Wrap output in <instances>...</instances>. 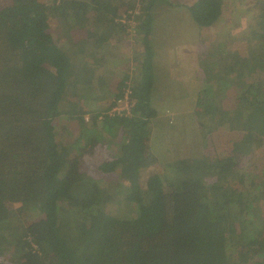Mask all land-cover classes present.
<instances>
[{"label": "trees", "instance_id": "obj_1", "mask_svg": "<svg viewBox=\"0 0 264 264\" xmlns=\"http://www.w3.org/2000/svg\"><path fill=\"white\" fill-rule=\"evenodd\" d=\"M132 1L12 0L0 8V264H264V176L244 169L259 147L247 136L264 134L263 8L255 10L256 44L242 63L231 54L230 64L199 60L201 88L191 113L175 61L167 62L168 49L155 50L153 10L163 3L177 8L199 32L232 15L224 0H136L140 11L133 16ZM122 18L134 21L129 26L142 38V58L109 86L118 92L100 108L95 90L110 65L122 61L113 43L131 37ZM53 21L62 25L55 35L61 43ZM217 64L221 74H212ZM250 74L260 80L250 83ZM228 87L236 94L227 109L216 98L226 97ZM68 90L74 96L67 100ZM125 97L134 102L129 116L114 109ZM159 99L183 105L178 113L175 102L177 113L160 117ZM230 111L239 129L220 141L225 153L211 159L187 142V128L191 135L198 127L227 132L217 123ZM63 119L79 129L69 142L58 131ZM124 122L130 136L118 142ZM110 145L116 153L105 152ZM170 155L167 167L160 156ZM111 178L122 186L116 201L104 194Z\"/></svg>", "mask_w": 264, "mask_h": 264}, {"label": "rangeland", "instance_id": "obj_2", "mask_svg": "<svg viewBox=\"0 0 264 264\" xmlns=\"http://www.w3.org/2000/svg\"><path fill=\"white\" fill-rule=\"evenodd\" d=\"M187 2V0H184ZM13 4L12 0H0V8H4L7 6H10ZM224 4L226 6L225 14L232 15L233 19L228 20L227 22L221 23L218 27H212L210 29H203L200 32L198 31L197 28H195L192 24H190L189 17L187 13H182L180 12L179 9L177 8H172L166 6L164 3L160 4L157 6L153 11L154 14L156 15V19L159 21L157 22L158 26V33L155 37L154 40V46L156 52L159 53L162 50H167L166 56L167 62L171 63L175 61V68H178L180 70V76H178V81L183 84H187L188 89H186L187 93L191 94L189 96L188 101L193 102V106L191 105L189 108V112L193 113L195 110L194 108L196 107V102L197 98L196 95L193 93L197 92L200 90V80L197 79L196 77V67L198 66L199 60L203 62V60L209 61H216V63L220 60L223 59L227 64H230V59H228V54L233 55H239L238 56V61L242 63L245 58H247L245 55L247 54L248 50L253 49V46H255L256 42L254 40V35L259 31L257 28V22L258 20L256 19V11L261 12L262 8L264 11V0H224ZM131 5V2L128 3V6ZM228 5V6H227ZM132 6H135L133 11V16L137 15L140 11V5H138L136 0L132 1ZM172 8V9H171ZM172 10V13L169 11ZM169 12V13H167ZM132 12L129 11L128 14H131ZM167 13V14H165ZM262 13V12H261ZM165 17L168 18V22L165 24H162L160 22L161 20H164ZM120 21L125 24L127 27L126 33H129L131 37L129 38H122L120 41V44L114 45V48L112 49L113 52L118 53V58L121 59L122 61L118 63V65L115 67L113 64L110 65V73L105 77L103 80V83L101 86L96 89V105L100 106V108H105L107 105H110L112 100L114 99V93H116L117 90L113 89L110 85L113 83L119 82L121 79L123 72L131 67V71H133V66L136 65V62H139L138 59H141V55H139L140 52H142V45L141 41L142 38H134L132 34L133 32V27L132 25L134 24V21L131 19H125L122 18ZM132 23L131 26L129 24ZM252 25V26H251ZM174 26H178L177 28L181 27L180 30L176 31L173 30ZM53 28L54 36L59 35L60 29L62 25L59 26L57 21H53L51 23V26ZM251 29H253V32L251 34ZM63 34V32H62ZM57 41L59 43L62 42L63 39H60L55 36ZM82 40V39H80ZM78 40V41H80ZM222 45V46H221ZM209 46H213L214 49L210 51ZM110 48V46L108 45ZM78 49V45H77ZM79 48L78 50H81ZM220 49H224L227 54L222 55V51ZM246 52V53H245ZM257 53V51H255ZM158 53V54H159ZM200 54V55H198ZM203 54V55H202ZM213 57H209L211 55ZM192 56V57H191ZM138 58V59H137ZM191 59V60H189ZM138 60V61H137ZM171 65V66H172ZM170 68V66H169ZM220 67L217 66L214 68V73L212 74H217L220 73L222 70L219 69ZM241 68V65H240ZM242 69V68H241ZM216 70H221V71H216ZM221 74V73H220ZM176 75L173 73V71L170 73L168 80H170L171 83L175 82V77ZM250 83L260 80L259 75L255 76L254 74L249 75ZM174 78V79H173ZM246 80L248 78H245ZM244 78L241 80L243 82ZM245 80V81H246ZM115 85V84H114ZM113 85V87H114ZM182 85V88H183ZM173 86V85H172ZM238 86L240 88V83H238ZM177 85H174V88H176ZM197 88V89H196ZM196 90V91H195ZM127 93L128 89L126 90ZM227 94L226 97L224 94H220L219 98L217 99V102L220 103V105H224L225 108H230L232 104L234 103L232 96H234L236 93L235 91L233 94H231L232 90L228 87L226 88ZM112 92V93H111ZM118 92V91H117ZM175 92V95L177 94L176 90H171V96L173 97V94ZM229 92V95H228ZM196 94V93H195ZM161 95H164V93L161 91ZM74 96L72 91L68 90L65 98L68 100L70 97ZM161 100V101H160ZM160 102L154 101L156 108L159 112L160 117H165L164 115L170 116L171 114H176L174 112L173 104L175 102L176 107H180L183 105V102L180 100L177 101H172L168 104H166L163 99H159ZM119 105L120 107L114 108L117 112L119 111H126L125 116L130 115V108L134 104L132 99H128L125 97V102L119 100ZM186 105V104H185ZM198 105V104H197ZM221 106V107H222ZM181 108L178 109V113L180 112ZM231 110H234L233 107H231ZM113 113V108L109 110L107 113L108 115H112ZM128 113V115H127ZM190 113V114H191ZM243 113V112H242ZM231 111L229 115L226 117L227 120H224L225 123H220V121L217 123L218 127H229V130L227 132L225 131H220V129L217 131L209 130V129H201L200 127L196 128L193 132V135H191L190 129L187 128L186 131V139L188 143L193 142L192 145L197 146L201 148V154L204 155L206 154L209 158L211 159H216L217 154L221 152V149L223 145L220 144L221 140H227V136L230 135L229 133H233V131H238L236 129V121H234V113ZM87 120L89 116L85 117ZM178 121L181 123V121L178 119ZM123 124L126 125V127H119L116 129L115 135L119 136L117 137V141L121 142L122 140H128L130 136V127L127 126V124L124 122ZM155 126L162 128L159 123L156 124ZM244 126L243 124L240 125L239 127ZM180 128V127H179ZM78 127L73 121H67V120H60L59 125H58V131L60 134V137L62 136L63 139L66 142H69L73 139L72 135L74 133H77ZM195 135V136H194ZM212 136L213 139H212ZM231 136V135H230ZM255 139H258L254 144L258 145L259 147L251 154H248L246 157L247 163L244 164V169L246 172H248V176H255V178L260 179L264 176V134H260L258 136V133L256 131H253V133H250L247 136L248 141H254ZM262 139V142L260 141ZM176 141V139H175ZM166 145V143H165ZM174 145V143L172 144ZM170 145V146H172ZM112 152L116 153L117 148L113 147L112 145L108 146V149L105 150V152ZM183 151V150H182ZM227 151L226 148L222 149V153H225ZM104 152V151H103ZM159 153H162L161 150H158ZM177 150H174L173 153H176ZM96 156H98L96 154ZM108 155H103L101 154L99 159H105ZM160 162L164 164L165 166H170L172 159L171 155L170 156H160ZM249 166H252V170L249 169ZM88 166L85 164V168ZM89 169V167H88ZM160 170H164L163 168H160ZM251 176V177H252ZM259 177V178H258ZM104 183V182H103ZM102 185V184H101ZM103 186V185H102ZM121 188L122 186H117V181L114 178L108 179V184L106 186V189H104V194L105 197L110 198L114 201L116 195H114L116 189ZM109 203V202H108ZM120 203V202H119ZM124 208L123 206H121ZM19 208L18 205L13 206V210L17 211ZM18 214V212H17ZM24 224H27L26 220H23ZM29 222L30 220L27 219ZM251 260V259H250ZM247 262V261H246Z\"/></svg>", "mask_w": 264, "mask_h": 264}, {"label": "clouds", "instance_id": "obj_3", "mask_svg": "<svg viewBox=\"0 0 264 264\" xmlns=\"http://www.w3.org/2000/svg\"><path fill=\"white\" fill-rule=\"evenodd\" d=\"M85 121H87L86 118H85Z\"/></svg>", "mask_w": 264, "mask_h": 264}, {"label": "built area", "instance_id": "obj_4", "mask_svg": "<svg viewBox=\"0 0 264 264\" xmlns=\"http://www.w3.org/2000/svg\"><path fill=\"white\" fill-rule=\"evenodd\" d=\"M87 120V119H86Z\"/></svg>", "mask_w": 264, "mask_h": 264}]
</instances>
